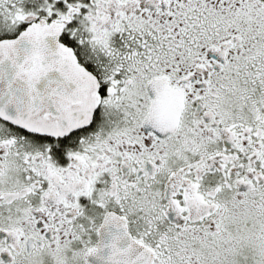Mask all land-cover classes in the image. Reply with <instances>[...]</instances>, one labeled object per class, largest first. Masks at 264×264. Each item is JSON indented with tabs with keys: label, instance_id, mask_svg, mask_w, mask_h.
<instances>
[{
	"label": "snow or ice",
	"instance_id": "1",
	"mask_svg": "<svg viewBox=\"0 0 264 264\" xmlns=\"http://www.w3.org/2000/svg\"><path fill=\"white\" fill-rule=\"evenodd\" d=\"M0 264H264V0H0Z\"/></svg>",
	"mask_w": 264,
	"mask_h": 264
}]
</instances>
